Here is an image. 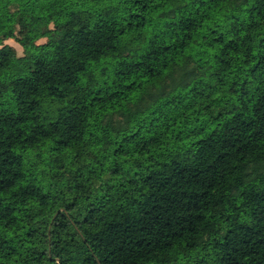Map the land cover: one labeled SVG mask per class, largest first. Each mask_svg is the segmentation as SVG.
<instances>
[{"label": "trees", "instance_id": "1", "mask_svg": "<svg viewBox=\"0 0 264 264\" xmlns=\"http://www.w3.org/2000/svg\"><path fill=\"white\" fill-rule=\"evenodd\" d=\"M0 264H264V0H0Z\"/></svg>", "mask_w": 264, "mask_h": 264}, {"label": "rangeland", "instance_id": "2", "mask_svg": "<svg viewBox=\"0 0 264 264\" xmlns=\"http://www.w3.org/2000/svg\"><path fill=\"white\" fill-rule=\"evenodd\" d=\"M44 41H46V38H42L39 40V42H44ZM6 42L13 45L16 48L18 54L20 55L23 54L24 49L22 45L18 43L15 39H8Z\"/></svg>", "mask_w": 264, "mask_h": 264}]
</instances>
